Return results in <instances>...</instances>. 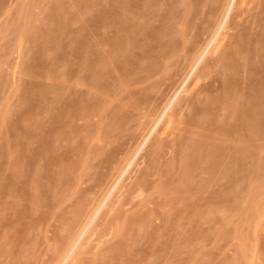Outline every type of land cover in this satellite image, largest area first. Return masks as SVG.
Masks as SVG:
<instances>
[{
    "label": "rangeland",
    "instance_id": "rangeland-1",
    "mask_svg": "<svg viewBox=\"0 0 264 264\" xmlns=\"http://www.w3.org/2000/svg\"><path fill=\"white\" fill-rule=\"evenodd\" d=\"M229 1L0 0V264H264V0Z\"/></svg>",
    "mask_w": 264,
    "mask_h": 264
},
{
    "label": "bare ground",
    "instance_id": "bare-ground-1",
    "mask_svg": "<svg viewBox=\"0 0 264 264\" xmlns=\"http://www.w3.org/2000/svg\"><path fill=\"white\" fill-rule=\"evenodd\" d=\"M220 1V0H219ZM234 2H235V0H231V1H229L226 5L224 4V7H223V10H222V12H223V14H222V19H221V28L223 27V25H225V21H226V19L228 18V16L230 15V12H231V9H232V7H233V5H234ZM220 3V2H219ZM223 6V5H222ZM220 8H222V7H220ZM211 33V32H210ZM216 39V38H215ZM213 40V41H216V40ZM204 50V49H203ZM205 53H207V50H205V52L203 53V55H202V51L200 52H196L195 54H194V56H193V65H195V66H197L200 62H201V60H202V58H203V56H204V54ZM193 159V158H192Z\"/></svg>",
    "mask_w": 264,
    "mask_h": 264
}]
</instances>
